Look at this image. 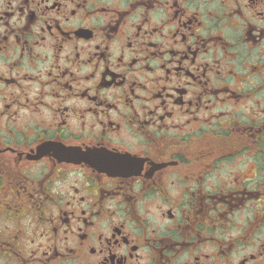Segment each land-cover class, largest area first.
<instances>
[{
    "label": "flooded vegetation",
    "instance_id": "af4514ba",
    "mask_svg": "<svg viewBox=\"0 0 264 264\" xmlns=\"http://www.w3.org/2000/svg\"><path fill=\"white\" fill-rule=\"evenodd\" d=\"M0 264H264V0H0Z\"/></svg>",
    "mask_w": 264,
    "mask_h": 264
}]
</instances>
